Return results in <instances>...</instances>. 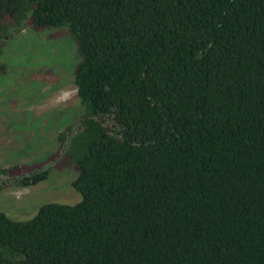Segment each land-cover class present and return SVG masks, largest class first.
I'll return each instance as SVG.
<instances>
[{"label":"trees","instance_id":"trees-1","mask_svg":"<svg viewBox=\"0 0 264 264\" xmlns=\"http://www.w3.org/2000/svg\"><path fill=\"white\" fill-rule=\"evenodd\" d=\"M65 29L84 113L48 163L82 199L0 212V264H264V0H0V48Z\"/></svg>","mask_w":264,"mask_h":264},{"label":"rangeland","instance_id":"rangeland-1","mask_svg":"<svg viewBox=\"0 0 264 264\" xmlns=\"http://www.w3.org/2000/svg\"><path fill=\"white\" fill-rule=\"evenodd\" d=\"M77 46L67 30H26L0 48V170L40 167L56 155L58 133L84 113L77 95ZM75 170H54L35 186L0 178V212L32 219L48 203L74 205L82 196L73 187Z\"/></svg>","mask_w":264,"mask_h":264}]
</instances>
